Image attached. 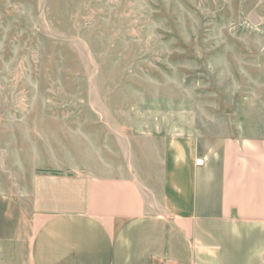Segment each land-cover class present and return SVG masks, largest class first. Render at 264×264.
Here are the masks:
<instances>
[{
  "label": "rangeland",
  "instance_id": "obj_1",
  "mask_svg": "<svg viewBox=\"0 0 264 264\" xmlns=\"http://www.w3.org/2000/svg\"><path fill=\"white\" fill-rule=\"evenodd\" d=\"M238 126L264 130V0H0V191L33 155Z\"/></svg>",
  "mask_w": 264,
  "mask_h": 264
},
{
  "label": "crops",
  "instance_id": "obj_2",
  "mask_svg": "<svg viewBox=\"0 0 264 264\" xmlns=\"http://www.w3.org/2000/svg\"><path fill=\"white\" fill-rule=\"evenodd\" d=\"M124 136L32 156L21 196L0 191V264H264V130Z\"/></svg>",
  "mask_w": 264,
  "mask_h": 264
},
{
  "label": "built area",
  "instance_id": "obj_3",
  "mask_svg": "<svg viewBox=\"0 0 264 264\" xmlns=\"http://www.w3.org/2000/svg\"><path fill=\"white\" fill-rule=\"evenodd\" d=\"M201 163V160L200 159H197L196 160V164H200Z\"/></svg>",
  "mask_w": 264,
  "mask_h": 264
}]
</instances>
